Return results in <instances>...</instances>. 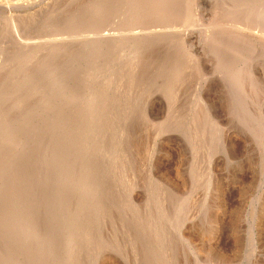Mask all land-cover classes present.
Segmentation results:
<instances>
[{
	"label": "rangeland",
	"instance_id": "rangeland-1",
	"mask_svg": "<svg viewBox=\"0 0 264 264\" xmlns=\"http://www.w3.org/2000/svg\"><path fill=\"white\" fill-rule=\"evenodd\" d=\"M263 12L0 0V264H264Z\"/></svg>",
	"mask_w": 264,
	"mask_h": 264
},
{
	"label": "bare ground",
	"instance_id": "bare-ground-1",
	"mask_svg": "<svg viewBox=\"0 0 264 264\" xmlns=\"http://www.w3.org/2000/svg\"><path fill=\"white\" fill-rule=\"evenodd\" d=\"M248 5V4H247ZM244 9V8H243ZM233 10V9H232ZM231 11V10H230ZM244 11V10H243ZM232 12V11H231ZM233 13V12H232ZM264 13V12H263ZM229 15V14H228ZM226 17V16H225ZM246 17V16H245ZM188 18V17H187ZM234 19V18H233ZM232 19V20H233ZM235 19H236V17H235ZM13 21V20H12ZM238 21H239V19H238ZM244 21V20H243ZM142 22V21H141ZM228 22V21H227ZM230 22H231V19H230ZM229 22V24H231ZM252 22V21H251ZM132 23V22H131ZM136 23V22H135ZM216 23V22H215ZM239 24V23H238ZM246 24V23H245ZM248 25V24H247ZM247 25L245 26V27H247ZM170 26V25H169ZM211 26V25H210ZM236 27V26H235ZM234 27V28H235ZM243 27V26H242ZM123 28H125V27H123ZM134 28V27H133ZM244 29V28H243ZM222 30V29H221ZM236 30V29H235ZM254 30V29H253ZM263 30V29H262ZM224 31V30H223ZM25 32V31H24ZM225 32V31H224ZM227 32V31H226ZM243 33H244V31H243ZM26 34V33H25ZM221 34V33H220ZM19 35V34H18ZM237 35V34H236ZM239 35V34H238ZM240 36V35H239ZM18 37V36H17ZM21 38V37H20ZM28 38V37H27ZM236 38V37H235ZM234 37H233V39L232 40H234L235 39ZM237 38H238V36H237ZM263 38V37H262ZM22 39V38H21ZM241 39V38H240ZM19 40V39H18ZM32 40V39H31ZM262 40V39H261ZM21 41V40H20ZM34 41H36V40H34ZM60 41V40H59ZM231 41V40H230ZM19 42V41H18ZM25 42V41H24ZM57 42V41H56ZM262 43V42H261ZM264 43V42H263ZM262 43V44H263ZM23 44V43H22ZM255 44V43H254ZM28 45V44H27ZM260 45V44H259ZM32 46V45H31ZM58 46V45H57ZM95 46V45H94ZM261 46V45H260ZM263 46V45H262ZM25 47V46H24ZM91 47V46H90ZM263 48H264V46H263ZM263 48H262V50H263ZM28 51V50H27ZM26 53V52H25ZM262 53V52H261ZM263 54V53H262ZM264 55V54H263ZM262 55V56H263ZM262 56H260V57H262ZM233 57H235V56H233ZM56 58V57H55ZM90 59V58H89ZM261 59V58H260ZM46 61V60H45ZM216 64V63H215ZM46 65V64H45ZM22 67V66H21ZM85 67V66H84ZM88 67V66H87ZM21 69V68H20ZM67 70V69H66ZM37 71V70H36ZM64 71V70H63ZM250 71V70H249ZM11 72V71H10ZM39 72V71H38ZM68 74V73H67ZM106 76V75H105ZM85 77V76H84ZM29 78V77H28ZM20 80V79H19ZM27 81H29V80H27ZM113 82V81H112ZM57 84V83H56ZM62 84V83H61ZM61 84H59L60 86H62ZM111 85V84H110ZM64 86V85H63ZM62 86V87H63ZM64 88H65V86H64ZM64 88H62V89H64ZM51 89V88H50ZM74 90V89H73ZM92 91V90H91ZM48 92V91H47ZM67 93H69V92H67ZM62 95V94H61ZM88 95V94H87ZM67 96H69V95H67ZM97 96V95H96ZM53 97V96H52ZM61 98V97H60ZM52 99V98H51ZM66 99V98H65ZM94 99V98H93ZM44 101V100H43ZM76 102V101H75ZM97 102V101H96ZM95 102V103H96ZM58 103L59 102H56V104L58 105ZM86 103V102H85ZM91 103V102H90ZM93 103V102H92ZM98 103V102H97ZM74 104V103H73ZM88 104V103H87ZM45 105H46V103H45ZM77 106V105H76ZM87 107V106H86ZM85 107V108H86ZM97 107V106H96ZM76 109V108H75ZM74 109V110H75ZM92 110V109H91ZM77 111V110H76ZM86 119V118H85ZM200 119H201V117H200ZM79 130V129H78ZM83 138V137H82ZM117 152V151H116ZM88 176V175H87ZM217 181V180H216ZM164 188V187H163ZM220 190V189H219ZM221 193V192H220ZM171 202V201H170ZM159 206V205H158ZM150 213V212H149ZM152 215V214H151ZM73 221V220H72ZM69 222V221H68ZM69 224V223H68ZM71 224V223H70ZM79 226V225H78ZM70 232V231H69ZM71 233V232H70ZM75 232L73 231V234H74ZM76 237H73L72 236V234L69 236L68 235V238L67 239H69L68 240V242H69V244L67 245V247H64L65 248V251H68L69 252V254H71V252H73L72 254H71V256H67L68 258H67V260H72V259H74L75 258V256L77 255V249H78V247H79V241H77V239H75ZM166 242V241H165ZM63 250V249H62ZM79 250V249H78ZM64 251V252H65ZM79 254V253H78ZM61 256V255H60ZM54 257H55V255H54ZM66 261V260H65ZM95 262V261H94ZM102 264V263H101Z\"/></svg>",
	"mask_w": 264,
	"mask_h": 264
}]
</instances>
